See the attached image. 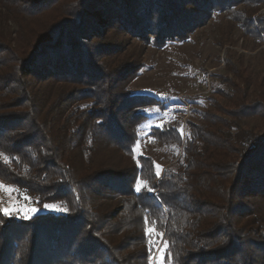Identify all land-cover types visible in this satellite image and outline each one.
I'll list each match as a JSON object with an SVG mask.
<instances>
[{
  "label": "trees",
  "instance_id": "obj_1",
  "mask_svg": "<svg viewBox=\"0 0 264 264\" xmlns=\"http://www.w3.org/2000/svg\"><path fill=\"white\" fill-rule=\"evenodd\" d=\"M261 7L0 0V264H264ZM211 15L226 74L135 153L165 105L131 90L143 48Z\"/></svg>",
  "mask_w": 264,
  "mask_h": 264
},
{
  "label": "rangeland",
  "instance_id": "obj_2",
  "mask_svg": "<svg viewBox=\"0 0 264 264\" xmlns=\"http://www.w3.org/2000/svg\"><path fill=\"white\" fill-rule=\"evenodd\" d=\"M222 14L218 16L222 17ZM256 14H264V7L254 15ZM213 17L215 18L211 15L205 22L198 23L191 31L189 39L169 42L164 47L143 48L141 73L132 82L131 90L152 95L165 105L163 110L154 109L145 125L141 126L135 153L153 151L155 147L149 143V129L168 118H182L184 122L192 116L190 104L185 98L209 94L215 74H226L224 59L228 45L217 44L218 34L215 20H211ZM240 33L239 29L234 32V38L238 41L233 49L238 51H241L242 44ZM256 51L258 49L244 50L249 56H253ZM192 105L200 108L203 104L195 101Z\"/></svg>",
  "mask_w": 264,
  "mask_h": 264
},
{
  "label": "snow or ice",
  "instance_id": "obj_3",
  "mask_svg": "<svg viewBox=\"0 0 264 264\" xmlns=\"http://www.w3.org/2000/svg\"><path fill=\"white\" fill-rule=\"evenodd\" d=\"M0 211H3L5 214H10V210L7 208L0 209ZM32 211H35L34 209Z\"/></svg>",
  "mask_w": 264,
  "mask_h": 264
}]
</instances>
